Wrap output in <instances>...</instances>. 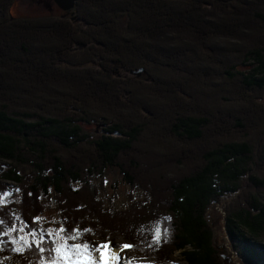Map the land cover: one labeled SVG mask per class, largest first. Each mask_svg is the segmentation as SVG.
Here are the masks:
<instances>
[{
  "label": "trees",
  "instance_id": "trees-1",
  "mask_svg": "<svg viewBox=\"0 0 264 264\" xmlns=\"http://www.w3.org/2000/svg\"><path fill=\"white\" fill-rule=\"evenodd\" d=\"M10 2L0 0V190H21L22 221L33 226L53 193L60 226L92 229L88 241L155 217L168 230L157 251L224 264L206 214L237 193L228 238L242 264H264V0H75L70 16L39 18L10 16ZM109 168L142 199L105 209L94 179ZM12 207L0 218L13 220ZM11 249L4 264L47 256Z\"/></svg>",
  "mask_w": 264,
  "mask_h": 264
},
{
  "label": "rangeland",
  "instance_id": "rangeland-1",
  "mask_svg": "<svg viewBox=\"0 0 264 264\" xmlns=\"http://www.w3.org/2000/svg\"><path fill=\"white\" fill-rule=\"evenodd\" d=\"M10 16L15 18H39V17H61L70 16L69 13L73 12V9L69 11H63L58 8L53 0H11L7 9ZM85 129L91 132L94 136L104 135L105 132L101 126H94L92 124L85 125ZM7 166V165H6ZM0 175L5 171L6 167L0 163ZM4 170V171H3ZM21 176H31L29 171H19ZM94 186L98 189V197L103 201L102 206L105 209L115 211L118 209H124L130 203V197L134 199H142V191L137 187H130V185L124 180L123 176L114 168L105 169L103 174L94 179ZM5 191L13 192V195L7 198V204L5 207L12 205L9 210V217L12 219L16 215H19L18 208V196L20 192H14V184L11 182H4ZM75 186H80L75 185ZM237 193L226 194L222 197L219 203L213 204L207 211L206 218L208 223L213 228V246L216 248L221 258L223 257L224 264H242L241 258L236 254L233 249L232 243L228 238L225 226V212L224 208L232 204L233 198ZM57 199L53 197V193L49 196L42 195L41 203L44 206L42 213L36 215V217H42L43 219L38 225L28 226V229L32 227H39L41 229L46 228H59L60 227V215L56 205ZM3 207H0V210ZM147 219V218H145ZM134 219L132 222L126 223L121 231L114 228L113 231H105L100 238H92V242L99 244L102 241L111 240L113 243V249L120 253L123 258L121 264L125 261L128 264H186L177 252L169 254V252H162L158 250L156 245L151 248L147 247L151 242L152 237L156 234L155 226L159 227L157 218ZM151 225L152 231L149 230ZM94 229L99 230L98 225L95 224ZM101 229V228H100ZM104 229V228H103ZM118 231V232H117ZM17 233H12L11 236L0 235V261L4 264L5 252L4 248L7 244H10L13 250L14 245L11 241L13 237H16ZM264 240L263 236L261 237ZM51 242V241H50ZM134 243V244H132ZM123 244L137 245L139 244L141 250H136V247L124 249L121 251L120 246Z\"/></svg>",
  "mask_w": 264,
  "mask_h": 264
},
{
  "label": "snow or ice",
  "instance_id": "snow-or-ice-1",
  "mask_svg": "<svg viewBox=\"0 0 264 264\" xmlns=\"http://www.w3.org/2000/svg\"><path fill=\"white\" fill-rule=\"evenodd\" d=\"M19 188L14 192H20ZM51 191V189H49ZM13 192L0 193V207H5L7 198L12 196ZM31 195V193H29ZM42 217H34L32 223L38 225ZM165 219H171L166 217ZM92 232V229L76 228L68 229L61 223L59 228L32 227L28 229L27 222H23L19 215L11 221H5L0 218V235L11 236L14 251L23 252L25 249H35L41 254L47 253L46 257H42L41 264H121L122 257L119 252H114L111 240L102 241L99 244L84 239L86 233ZM163 237L164 242L168 239V230L162 231L157 228L156 234L147 247L159 245ZM51 241V244H48ZM136 245L123 244L120 246L121 251L124 249L134 248ZM124 264H128L127 261Z\"/></svg>",
  "mask_w": 264,
  "mask_h": 264
},
{
  "label": "water",
  "instance_id": "water-1",
  "mask_svg": "<svg viewBox=\"0 0 264 264\" xmlns=\"http://www.w3.org/2000/svg\"><path fill=\"white\" fill-rule=\"evenodd\" d=\"M55 5L63 11H69L73 9L75 6V0H53ZM131 75L137 74V72L132 71L130 72Z\"/></svg>",
  "mask_w": 264,
  "mask_h": 264
},
{
  "label": "bare ground",
  "instance_id": "bare-ground-1",
  "mask_svg": "<svg viewBox=\"0 0 264 264\" xmlns=\"http://www.w3.org/2000/svg\"><path fill=\"white\" fill-rule=\"evenodd\" d=\"M114 252H117L115 249H112Z\"/></svg>",
  "mask_w": 264,
  "mask_h": 264
}]
</instances>
